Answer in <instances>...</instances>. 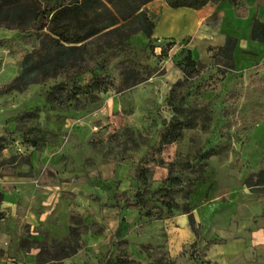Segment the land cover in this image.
<instances>
[{
	"label": "rangeland",
	"instance_id": "374dc122",
	"mask_svg": "<svg viewBox=\"0 0 264 264\" xmlns=\"http://www.w3.org/2000/svg\"><path fill=\"white\" fill-rule=\"evenodd\" d=\"M163 6L147 5L156 24ZM34 8L0 0L3 251L21 264H264L250 243L264 204L245 195L264 197L245 184L264 181V54L211 49L190 68L186 41L137 34L61 68ZM29 55L43 69L18 87Z\"/></svg>",
	"mask_w": 264,
	"mask_h": 264
},
{
	"label": "trees",
	"instance_id": "16d2710c",
	"mask_svg": "<svg viewBox=\"0 0 264 264\" xmlns=\"http://www.w3.org/2000/svg\"><path fill=\"white\" fill-rule=\"evenodd\" d=\"M155 0H63L55 12H48V5L40 7L33 0L34 10L39 18L40 31L47 30L44 51L50 59L59 61L61 68L69 65L84 64L90 56L101 59L110 48L124 42H129L131 37L142 34L152 40L156 30L150 9L147 5ZM226 0H164L165 6L172 10L192 9L203 10L208 5H217ZM237 2V0H229ZM113 36L112 39L106 37ZM253 40L264 43V23L256 21L252 28ZM237 40L229 37L224 47L219 52L231 56L235 52ZM81 45V46H79ZM35 56L29 55L22 66V74L16 78L18 87H28L37 81V75L43 69V63H35ZM188 67L196 66L192 53L189 54ZM87 71H84V73ZM79 87L69 88L75 95ZM3 146H0V150ZM139 179L145 178L144 170L139 171ZM264 177V172L261 174ZM251 193L259 188H264V181L253 183L252 178L245 183ZM256 188V189H255ZM264 194L263 191H260ZM4 200L0 193V204ZM191 225H195L193 215L190 214ZM57 246V245H56ZM77 253L76 249H63V259Z\"/></svg>",
	"mask_w": 264,
	"mask_h": 264
},
{
	"label": "crops",
	"instance_id": "0c3cea01",
	"mask_svg": "<svg viewBox=\"0 0 264 264\" xmlns=\"http://www.w3.org/2000/svg\"><path fill=\"white\" fill-rule=\"evenodd\" d=\"M163 8L156 24L155 36L178 43L186 41V47L197 63L206 64L210 60L209 51H218L224 47L229 37L237 40L232 57H236L238 61L245 59V53L264 54V43L253 40L251 36L254 23H264V0H237L234 3L226 0L217 5H208L201 11H174L167 8L165 3ZM245 193L251 204H264V197H253L248 192ZM261 215L256 211L250 219L260 218ZM49 232L50 237L59 239V233L55 230L49 229ZM3 241H6L5 238L0 239V264H21L22 255L16 254L13 249L10 253L4 252L1 247ZM250 243L253 248L264 247V227H257L250 234ZM32 260L29 257L28 263L33 264Z\"/></svg>",
	"mask_w": 264,
	"mask_h": 264
}]
</instances>
